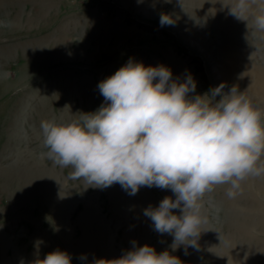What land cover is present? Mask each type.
Returning <instances> with one entry per match:
<instances>
[{"label": "rangeland", "instance_id": "obj_1", "mask_svg": "<svg viewBox=\"0 0 264 264\" xmlns=\"http://www.w3.org/2000/svg\"><path fill=\"white\" fill-rule=\"evenodd\" d=\"M156 1L0 0V264H264V224L229 230L264 188V4Z\"/></svg>", "mask_w": 264, "mask_h": 264}, {"label": "bare ground", "instance_id": "obj_2", "mask_svg": "<svg viewBox=\"0 0 264 264\" xmlns=\"http://www.w3.org/2000/svg\"><path fill=\"white\" fill-rule=\"evenodd\" d=\"M150 1H156V0H150ZM134 2H135V0H134ZM158 2H164V3L166 2L169 6L172 7L173 10H175V8L178 5H180L181 3L191 4L194 7L192 10H190L191 13H196L194 9L198 8V10H199L200 9L199 7H205V8L208 7V9L211 10V14H213L212 17L214 18L215 22L216 21H222V19H223V21H226L229 18V14L226 15L227 14L226 12H224L222 14H220V13L222 10H224V8L229 9L234 4H239L240 6H243L246 9H253L254 7H259L260 5L264 4V0H262V1L261 0H258V1L257 0H157L156 3H158ZM225 29H226V31L228 30V28H226V27L224 28V30ZM198 39H200V38H198ZM241 56H242L241 57L242 61L248 65L249 61H250L249 55L243 54ZM235 63H236V61L234 59V55L231 52L225 51L224 58L220 61V64H221L220 70L222 71V76H223V79L225 82L230 81L232 87L238 86L240 88V90H242V86L240 85V82L238 81V78L236 76V74H238L237 71H238L239 66L236 65ZM250 67L251 66L248 65V66H246V69L252 70ZM243 72L246 73L247 71L243 70ZM242 91L244 93L245 92L249 93L252 96L250 99L248 97H245V98L242 97L243 98L242 100H245L247 103L253 104L256 107H260L259 109L262 108L264 110V69H260V70L256 71L255 73H253L251 75V78L249 79L247 85L245 86V89ZM142 159H143V157H142ZM255 183H254V185H256ZM231 184L233 186L235 183H231ZM237 186H240V188L248 191L249 190L248 186H251V185L248 182H244L243 185H237ZM196 187H197V181L190 180V181L186 182V180H185V183L183 186L184 196H182V199L179 203L181 212L183 211V213L185 214V217L183 219L185 225H188V224L191 225V224H194V221L196 222V218L194 216L196 213V211H195L196 207H195V203H194L195 200L193 199L195 196ZM249 196L253 200V204L252 203H249V204L253 205V207H252V205H251V207H252V209H254L256 214H250V213L245 214L244 213V215L242 216L243 220H241V222L239 221L240 224L237 225V227H235V228L229 227V230L235 231V233H233L232 236H236L235 235L236 233L244 234V233H247V231H249L251 229H255V228H251V227H254L253 225H256V227H259L260 225L263 226V224H264V212L263 213L262 212L257 213V211L255 209V207H257V206H259L261 210L263 209L264 204L261 202V200L259 198L261 197L264 200V188L260 184L258 189L255 188L254 193L253 192L250 193ZM232 200L234 201L236 199H232ZM230 207L233 208L232 211L237 210L236 209L237 206L235 207V204L233 202L231 203ZM172 210H175V209H173V207H172ZM238 211H236V212H238ZM249 211H251V210H249ZM241 212H242V210H241ZM246 212H248V210ZM151 215H153V212H151ZM181 215H183V214H181ZM257 216L259 217L258 220H255V218ZM249 218L251 220H249ZM159 219H161L162 221L168 220L167 218L163 219L162 217H160ZM226 219H227V217H226ZM170 227H172V226H170ZM198 228L200 230L199 233H201V234H199L197 236V240H199V241L201 240V243H204L209 238V236H207V232H206L207 229L203 228L202 225H200V227H198ZM171 229H173V231L176 230V229H174V227H172ZM175 235L177 236L176 233L171 235V236H175ZM221 246H223V250L221 249L222 251L217 252L216 255L219 258H221L222 260H224L226 263H231L235 260H239V261L242 260V254L241 253H238V252L236 253L235 251L233 252L230 250V247L233 246L232 240L223 243ZM138 250L140 253L141 250L140 249H138Z\"/></svg>", "mask_w": 264, "mask_h": 264}]
</instances>
